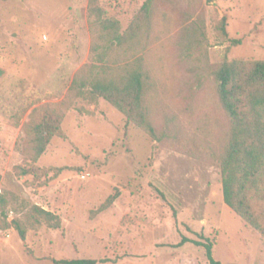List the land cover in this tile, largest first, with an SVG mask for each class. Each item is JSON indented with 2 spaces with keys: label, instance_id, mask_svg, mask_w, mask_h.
Returning <instances> with one entry per match:
<instances>
[{
  "label": "rangeland",
  "instance_id": "374dc122",
  "mask_svg": "<svg viewBox=\"0 0 264 264\" xmlns=\"http://www.w3.org/2000/svg\"><path fill=\"white\" fill-rule=\"evenodd\" d=\"M146 1L96 3L125 32ZM89 2L0 0V264H209L203 245L179 244L183 235L210 238L222 264H264V235L224 200L231 122L216 74L225 55L264 59V0H151L145 27L122 44L89 15ZM134 70L156 137L88 96L94 78L123 83ZM36 109L63 115L66 134L38 159Z\"/></svg>",
  "mask_w": 264,
  "mask_h": 264
},
{
  "label": "trees",
  "instance_id": "16d2710c",
  "mask_svg": "<svg viewBox=\"0 0 264 264\" xmlns=\"http://www.w3.org/2000/svg\"><path fill=\"white\" fill-rule=\"evenodd\" d=\"M90 0L89 15L96 17L107 31V35L120 44L134 38L145 27L151 0H147L138 16L125 32H121V22L115 18L103 17L104 10ZM221 31L227 36L226 18L221 21ZM234 45L242 43L241 39H232ZM219 94L231 122V137L226 153L221 162L222 187L225 202L246 222L264 235V59H233L225 55L217 71ZM76 79H74V82ZM88 96L92 102L103 98L120 112L129 123L137 125L152 137H156L155 128L148 121L143 109L142 73L134 70L123 83L109 78H94ZM84 93L79 92V95ZM37 119L32 124L34 130L35 158L38 159L47 149L55 136L65 137L62 127L63 115L49 109H36ZM42 172L49 169L35 167ZM33 169L23 171L24 175ZM63 170L48 177L42 184H47ZM118 198V192L110 195L94 213L107 210ZM5 198L0 195V203ZM34 213L44 217L49 225L58 228L61 225L59 215L43 208L33 206ZM12 224L22 239L26 238L27 228L17 219ZM203 245L209 264H222L213 255V242L182 236L180 245L186 242ZM105 259L73 258L55 259L57 264H98Z\"/></svg>",
  "mask_w": 264,
  "mask_h": 264
},
{
  "label": "built area",
  "instance_id": "2783aa9c",
  "mask_svg": "<svg viewBox=\"0 0 264 264\" xmlns=\"http://www.w3.org/2000/svg\"><path fill=\"white\" fill-rule=\"evenodd\" d=\"M85 176V175H84Z\"/></svg>",
  "mask_w": 264,
  "mask_h": 264
}]
</instances>
